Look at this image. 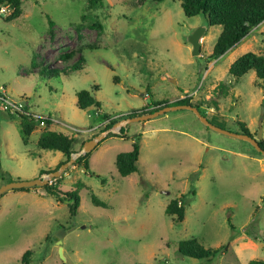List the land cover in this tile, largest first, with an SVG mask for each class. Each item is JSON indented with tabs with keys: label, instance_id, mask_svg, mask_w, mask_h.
Wrapping results in <instances>:
<instances>
[{
	"label": "rangeland",
	"instance_id": "rangeland-1",
	"mask_svg": "<svg viewBox=\"0 0 264 264\" xmlns=\"http://www.w3.org/2000/svg\"><path fill=\"white\" fill-rule=\"evenodd\" d=\"M20 10L11 20L0 15V85L29 111L49 117L50 129L70 134L61 122L90 128L100 121L98 109L128 113L181 94L177 98L189 97L213 125L241 133L244 124L264 141L262 83L253 70L238 78L227 73L246 51L264 55V22L211 58L220 27L208 26L201 15L185 16L177 0H102L92 8L85 0H20ZM199 27L205 28L199 54L192 55L187 37ZM78 56L82 68L69 70ZM79 90L98 107L77 108ZM20 121L0 108V186L36 178L64 159L37 146L42 127L36 123L23 141ZM86 133L73 135L79 143ZM135 137L136 169L120 176L115 154L129 150ZM87 162V169L70 165L50 179L56 190L76 191L74 216L68 215L70 200L43 194L42 186L0 194V264H21L26 249L32 251L28 264H247L264 258V155L246 140L175 109L128 123L125 136L100 140ZM91 194L105 207L94 205ZM174 198L184 201L180 222L164 213ZM59 229L64 261L51 239ZM190 238L204 248L228 247L208 260L179 255L176 243Z\"/></svg>",
	"mask_w": 264,
	"mask_h": 264
},
{
	"label": "trees",
	"instance_id": "trees-1",
	"mask_svg": "<svg viewBox=\"0 0 264 264\" xmlns=\"http://www.w3.org/2000/svg\"><path fill=\"white\" fill-rule=\"evenodd\" d=\"M88 7L92 8L95 6H99L102 0H85ZM154 2H160L162 0H152ZM179 2V6L181 8L182 13L185 16H195L201 15L208 26L216 25L220 27V30L215 38L213 43L211 52L209 56L211 58H217L222 55L226 50L230 49L234 45H236L253 27L257 26L261 22L264 21V0H177ZM0 6H7L9 11L4 18L6 20H11L17 17L20 14V0H0ZM48 32L51 36L52 33V21L46 16ZM98 27L96 24H92L89 27L93 28ZM63 55V54H62ZM69 52L64 54L63 56L68 57ZM83 59L78 56L77 59L72 62L69 66V70H78L82 68ZM57 67V66H55ZM53 67V68H55ZM62 71L67 72L66 67L60 68ZM249 70H253L256 78L260 80L262 83V87L264 89V55L256 54L251 51H246L239 56H237L227 67V73L234 78H238ZM116 79V78H114ZM96 90V87H93ZM147 96L148 92L145 93ZM75 105L79 109H85L92 105L98 107L93 101L90 93L86 90H79L75 93ZM189 97L185 96L183 98L176 99L172 102H167L164 100H156L151 101L153 107L147 108V106H142L139 109H133L129 111L127 114L117 117L115 119H109L106 122L103 120L107 117L105 113L98 114L100 118V125L91 132L90 136L86 139H90L95 136L97 133L96 130L100 132L111 127L117 120L122 119L124 117H132L138 116L146 113L153 112L161 107L167 105H175V104H190L188 103ZM195 106L199 111V106L197 103L190 104ZM213 106L215 103L213 102ZM200 112V111H199ZM201 113V112H200ZM202 114V113H201ZM12 118V116H9ZM21 119L20 122V132L22 136V140L25 141L26 137L30 133L33 127V123L36 121L32 118L28 117H18ZM49 125V121H45V125L41 133L39 134L36 144L41 149L47 150H55L64 156V159L58 162L52 170L56 169L59 164L67 160L68 155L72 151H76L79 149L81 144L85 141L82 140L79 143L76 141L75 136L67 135L60 131L49 130L47 126ZM241 132L252 136V134L248 131V128L242 124L240 125ZM123 137L125 136V132H123V128L120 129L119 134L107 133L101 140L110 137ZM78 143V147L75 148V144ZM258 146L264 150V141L260 139L257 141ZM98 144V143H97ZM89 152L81 155L75 159V161L71 164L74 166H81L84 169L88 168L87 156ZM138 157V143L137 137L131 142V147L127 151L118 152L114 157V167L116 172L120 176H126L130 173L134 172L136 169V160ZM69 168L66 167L63 172H65ZM51 170V171H52ZM47 171H39L40 173L48 172ZM60 177V176H59ZM58 179L55 178V180ZM43 194L48 193L55 196L56 200H70L68 204V215L74 216L78 203L79 197L75 190L69 191H59L54 188L52 183H48L43 185ZM26 188H18L15 190L23 191ZM90 201L96 205L105 207V203L98 200L92 194L89 196ZM164 213L167 215H175L174 219L177 222H180L183 219L184 215V201L182 199H171L164 207ZM228 247V243L220 245L215 248H204L196 239H184L180 240L176 243V252L188 258L193 259H204L208 260L211 257H214L217 254L222 253ZM31 250L26 249L22 252L19 257L21 264H28L29 258L31 255ZM67 264V263H60ZM247 264H264V258L259 259H250Z\"/></svg>",
	"mask_w": 264,
	"mask_h": 264
},
{
	"label": "water",
	"instance_id": "water-1",
	"mask_svg": "<svg viewBox=\"0 0 264 264\" xmlns=\"http://www.w3.org/2000/svg\"><path fill=\"white\" fill-rule=\"evenodd\" d=\"M204 27H199L195 29L188 37L187 41L191 45V54L192 55H198L199 54V44H200V37L202 36L204 32ZM175 109H187L191 111L195 117L198 119V121L204 125L205 127L214 130L218 133L225 134L231 137H235L238 139L246 140L248 143L252 145V147L264 155V150H262L259 146L257 141L260 139V132L258 135L254 138L252 136H249L244 133H232L228 132L226 130H223L212 123H210L205 116H203L198 109L190 104H175V105H167L164 107H161L153 112L138 115V116H132V117H124L122 119L117 120L111 127L108 129L100 132L99 134L93 136L92 138L85 140L78 150L72 151L69 153L67 160L59 164V166L48 172L40 173L38 177L30 179V180H23V181H10L8 183H5L0 186V194L5 192L9 189H18V188H26V187H32V186H43L45 184L49 183L50 179H54L58 177L66 167L70 166L77 157L84 155L85 153L89 152L97 143L107 134V133H113V134H119L120 129L123 128V132H125V128L128 123L130 122H136V121H142L147 120L150 118H153L159 114H162L169 110H175ZM64 230L59 229L52 237L51 239L55 242L57 245V256L61 261H64V256L62 253V247L60 245V237L63 234Z\"/></svg>",
	"mask_w": 264,
	"mask_h": 264
},
{
	"label": "built area",
	"instance_id": "built-area-1",
	"mask_svg": "<svg viewBox=\"0 0 264 264\" xmlns=\"http://www.w3.org/2000/svg\"><path fill=\"white\" fill-rule=\"evenodd\" d=\"M9 9L7 6H0V15H6L8 13ZM0 108L2 111H4L8 116L12 117H28L32 118L36 121V123L40 127H44L45 121L48 120L49 123H51V119L49 117H45L43 115L37 114L35 112L29 111L26 108L25 101L20 98H12L7 93L6 88L3 85H0ZM99 109L95 111V114L98 115ZM127 113H123L121 116L125 115ZM115 117V116H114ZM120 117V116H119ZM109 119H112L110 117H106L103 122L108 121ZM115 119V118H113ZM63 127L67 128L69 130V133L77 134V133H85L92 131L97 128H79L70 124H66L61 122ZM99 126V125H98ZM50 182V180H49Z\"/></svg>",
	"mask_w": 264,
	"mask_h": 264
},
{
	"label": "crops",
	"instance_id": "crops-1",
	"mask_svg": "<svg viewBox=\"0 0 264 264\" xmlns=\"http://www.w3.org/2000/svg\"><path fill=\"white\" fill-rule=\"evenodd\" d=\"M264 22V21H263ZM257 27H254V29H256ZM179 96H181V94L180 95H178L177 97H179ZM146 97H147V95H146ZM177 97H175V98H172V99H169L168 101L167 100H164V99H161V100H164V101H167V102H172V101H174V100H176V99H179V98H177ZM161 100H159V101H161ZM142 107V106H141ZM151 107H153V105H152V103H150V104H147V108H151ZM208 112L209 113H211L212 114V112H211V110H208ZM103 113H105L106 115H107V117H110V118H117V117H119V116H121L123 113H125V112H120V113H117V114H113V115H110V114H108V113H106V112H103V111H100L99 110V113L98 114H103ZM115 116V117H114ZM21 122V121H20ZM100 123L101 122H98L97 124H95V125H93L92 127H90V128H93V127H98V125H100ZM37 124V123H36ZM50 123H49V125L47 126V129H49V130H52V129H50ZM39 126V125H38ZM39 128H41L40 126H39ZM43 128L44 127H42L41 128V130H43ZM32 130H33V127H32ZM31 130V131H32ZM31 131H30V133H31ZM55 131H57V130H55ZM91 132H93V130L92 131H89L88 133H91ZM40 133H41V131H40ZM39 133V134H40ZM88 133H86V134H88ZM67 134V133H66ZM67 135H72V136H74L73 134H67ZM89 135V134H88ZM88 135H85V136H87V137H81V139H80V141H82V140H86L87 138H88ZM39 136V135H38ZM83 136V135H82ZM90 136V135H89ZM78 137V136H77ZM77 145H78V143H76ZM75 148H77V147H75ZM58 152V151H57ZM61 160H57L56 162H55V164H54V166L58 163V162H60ZM257 161H259V158L257 159Z\"/></svg>",
	"mask_w": 264,
	"mask_h": 264
}]
</instances>
